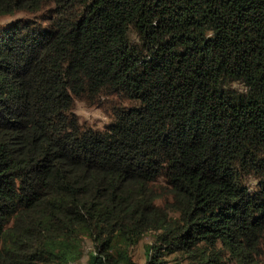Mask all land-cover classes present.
Masks as SVG:
<instances>
[{
  "label": "trees",
  "instance_id": "trees-1",
  "mask_svg": "<svg viewBox=\"0 0 264 264\" xmlns=\"http://www.w3.org/2000/svg\"><path fill=\"white\" fill-rule=\"evenodd\" d=\"M16 11L0 264H71L84 238L86 264H264V0H0Z\"/></svg>",
  "mask_w": 264,
  "mask_h": 264
},
{
  "label": "rangeland",
  "instance_id": "rangeland-1",
  "mask_svg": "<svg viewBox=\"0 0 264 264\" xmlns=\"http://www.w3.org/2000/svg\"><path fill=\"white\" fill-rule=\"evenodd\" d=\"M21 14V12L16 11L12 14L0 16V22L9 21L11 18ZM72 110L77 115V118L80 122L92 127L100 128L109 120V116L104 113L100 107L86 105L82 100L79 99L74 100ZM150 240L151 232H145L143 236L137 241V243L131 247V254L137 261L142 259L143 243ZM82 242L81 254L71 264H86L87 251L91 248V243L87 238H84ZM179 264H186V262L182 260Z\"/></svg>",
  "mask_w": 264,
  "mask_h": 264
}]
</instances>
